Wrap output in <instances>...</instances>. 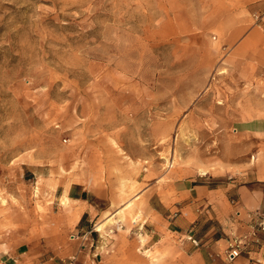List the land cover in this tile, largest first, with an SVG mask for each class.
<instances>
[{"label": "rangeland", "instance_id": "1", "mask_svg": "<svg viewBox=\"0 0 264 264\" xmlns=\"http://www.w3.org/2000/svg\"><path fill=\"white\" fill-rule=\"evenodd\" d=\"M261 156L264 0H0V264L77 235L59 185L108 194L89 243L114 225L123 242L143 189L221 185Z\"/></svg>", "mask_w": 264, "mask_h": 264}, {"label": "crops", "instance_id": "2", "mask_svg": "<svg viewBox=\"0 0 264 264\" xmlns=\"http://www.w3.org/2000/svg\"><path fill=\"white\" fill-rule=\"evenodd\" d=\"M254 161V166L244 163L239 167L243 178L231 180L230 176L229 182L221 185L214 186L209 176L198 175L189 181L175 179L160 190L143 189L139 197L144 199L146 218L139 228L129 229L123 242L107 236L110 232L118 236L117 226L123 230L122 225L108 226L103 234L96 230L99 239L95 246L89 243L92 227H96L92 222L102 217L106 223L116 217V211L98 209L95 201L110 197L78 182L59 185V198L80 208L74 214L77 218L72 228L65 229L77 235L71 239L61 236L59 249L47 259L33 256L34 260H26L17 254L8 255L1 264H10V260L12 264H127L132 257L143 264H264V231L257 226L264 223V156ZM236 245L239 255L231 259L229 254ZM122 248L131 253L126 254ZM154 250L167 255L157 262L143 256Z\"/></svg>", "mask_w": 264, "mask_h": 264}, {"label": "built area", "instance_id": "3", "mask_svg": "<svg viewBox=\"0 0 264 264\" xmlns=\"http://www.w3.org/2000/svg\"><path fill=\"white\" fill-rule=\"evenodd\" d=\"M257 226H258V228H259L261 231H264V223L259 222ZM189 239H190V238H189ZM192 242L195 243L194 240H192ZM238 255H239V251H238V246L236 245L235 249L231 250V252H230V254H229V257H231V259H232V258L237 257Z\"/></svg>", "mask_w": 264, "mask_h": 264}]
</instances>
